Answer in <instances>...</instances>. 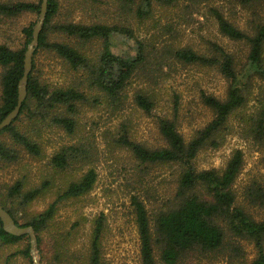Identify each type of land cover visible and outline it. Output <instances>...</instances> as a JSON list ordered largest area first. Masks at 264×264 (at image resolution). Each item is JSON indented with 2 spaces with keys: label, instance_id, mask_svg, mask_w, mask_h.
<instances>
[{
  "label": "trees",
  "instance_id": "16d2710c",
  "mask_svg": "<svg viewBox=\"0 0 264 264\" xmlns=\"http://www.w3.org/2000/svg\"><path fill=\"white\" fill-rule=\"evenodd\" d=\"M96 2L97 0H88ZM178 0H128V12L135 15L138 21L151 18L155 3L172 4ZM197 5L196 0H186ZM199 1V0H198ZM201 1V0H200ZM243 6L256 4L257 0H240ZM264 1V0H261ZM57 0L47 1L46 18L39 34L38 46L34 54L39 51L54 53L74 71H82L83 82L80 85L67 88L50 89L41 83L34 74L35 61L28 76L26 98L22 103L18 116L0 133V161L10 163L19 158L18 148L33 157H41V147L37 141L24 129L25 121L33 122L50 119L51 124L61 128L68 136L75 134L79 127V109L84 105L93 108L100 105L101 93L107 101V106L115 113L122 104L123 93L130 80L143 69L147 61L148 47L144 41L134 35L129 26L102 23L73 24L64 23L51 26V20L58 13ZM215 17L220 33L235 42H244L249 50L246 63L252 69L251 77L264 78V20L253 23L251 31L239 30L215 8H210ZM40 1L0 3V19L17 17L24 13L39 15ZM34 23L22 29L23 44L18 50H12L0 44V122L15 108L18 99V83L23 75L24 53L32 40ZM56 32L73 39L76 45L50 42L48 35ZM122 36L133 40L135 53L132 56H120L112 51V40ZM98 40L101 52L97 61L90 60L82 53L80 44ZM212 55L198 54L189 47L173 49L171 44H164L160 49H154V61L158 63L159 52L162 56L172 52L180 62L189 65L216 67L227 82L224 99L212 95H201L202 104L212 113L211 120L194 136L186 141L177 129L176 118L158 119V130L164 140V146L150 149L137 143L130 137L128 120L121 121L114 132H107V146L112 149H123L130 153L138 174L131 177L139 178L135 185H130L135 193L130 197V204L134 212V220L139 240L141 264H180L198 258L199 256L224 255L227 252L229 262L244 259V249L241 242L253 245L255 258L250 264H264V220L256 221L249 208L243 204L247 201L253 208L264 205V180L253 182L247 189L245 199L238 200L235 185L244 166V153L235 150L223 168L199 170L195 160L202 151L220 148L226 136L232 132L230 121H241L242 135L250 138L252 147H262L264 144V97L258 99V105L253 111L246 113L248 94L250 93V76L244 77L238 70V64L223 48L213 43ZM150 64V63H149ZM148 64V65H149ZM158 65V64H157ZM152 79H156L151 75ZM85 90L92 93L88 94ZM264 93V90H261ZM103 93V94H102ZM88 94V95H87ZM135 104L147 115L154 109L153 97L150 95H136ZM37 124L36 122H34ZM7 138V140H4ZM96 156L93 142L86 145L78 143L63 147L51 157V167L55 171L71 170L73 164H89ZM264 165V151L260 157ZM171 171L172 180L166 192L169 196L161 202L157 212H150L145 204L144 195L151 188L144 183V177L156 168ZM97 172L88 168L75 179L65 183V187L58 190L56 199L41 213L28 216L24 223L17 221L12 205L23 209L41 196L47 184L24 190L22 181H16L7 191L0 190V205L20 227L31 226L36 234L38 250L43 258L42 233L48 228L61 201L79 199L93 190L97 182ZM144 176V177H143ZM143 179V182H142ZM144 185V186H143ZM149 190V191H148ZM16 197V201H12ZM151 195L147 200L153 199ZM104 216L93 220L92 231L87 251V264L103 263L102 231ZM25 241L22 248L12 255H20L28 264H32L29 255L28 236L16 237L2 229L0 222V247L14 245ZM67 244V238L64 240ZM64 244V247H65ZM61 247H63L61 245ZM55 257L61 255L60 249L55 248ZM10 259V256H9Z\"/></svg>",
  "mask_w": 264,
  "mask_h": 264
},
{
  "label": "rangeland",
  "instance_id": "374dc122",
  "mask_svg": "<svg viewBox=\"0 0 264 264\" xmlns=\"http://www.w3.org/2000/svg\"><path fill=\"white\" fill-rule=\"evenodd\" d=\"M39 1L41 4V0H0V3ZM134 1L136 5V0ZM57 2L59 10L51 20V26L64 23L129 26L136 38L147 44V61L143 69L130 80L123 93L119 110L112 113L105 103L107 99L101 93L98 94L100 105L95 108L84 105L79 109V127L72 136L51 124L50 119L40 121V118H37L33 122L25 121L24 129L38 142L42 155L33 157L17 147L19 158L16 161L10 163L0 161V190L7 193L16 181L24 183V190L47 184L43 194L33 200L27 208L10 204L14 207L18 223L22 224L28 216L43 212L56 199L58 190L65 187L66 182L77 178L88 168H94L98 176L92 191L79 199L58 203L54 218L41 235L44 245L40 264H87L93 220L100 215L104 216L103 263L141 264L134 212L130 204V197L135 191L133 192L129 186L135 185V189H138L139 178L131 175L138 174L139 171L129 152L118 148L109 150L107 146L109 137L105 134L114 132L121 121L126 119L129 121L132 140L150 149L158 148L165 144L158 130V119L168 117L176 118L178 132L189 141L196 131L203 128L212 118L210 110L201 102V95L204 93L224 99L227 82L216 67L185 64L178 61L172 52L163 55L161 61L160 51L157 63L154 61V49L158 50L168 43L173 49L189 47L198 54L210 57L212 51L209 49L214 43L234 57L241 75L250 76L252 69L246 63L248 46L244 42H235L222 35L210 8L215 7L239 30L249 32L253 23L264 20V1L257 0L256 4L248 6H243L240 0H196L197 5H192L186 0H178L169 5L155 3L151 18L144 21H138L135 15L126 10L130 4L128 0L96 2L57 0ZM38 16L24 13L13 18L2 17L0 44L12 50L20 49L23 44L22 29L30 23L35 24ZM48 39L50 42L73 45L77 42L53 31L49 33ZM80 48L83 54L95 62L101 52V43L98 40L82 43ZM135 48L133 40L122 36H116L112 40V51L117 55L132 56ZM33 61L35 76L50 89L80 85L84 81L82 71L72 70L52 52L39 51L33 54ZM1 70L0 68V73ZM151 75L156 79H152ZM251 78L248 84L250 93L247 114L258 105V99L264 97V93L261 92L264 90V78L257 76ZM1 89L0 79V95ZM85 92L92 93L87 90ZM138 94L153 97L154 109L151 114L147 115L135 104V97ZM230 125L233 130L226 136L224 144L218 149L202 151L195 160V166L199 170L223 168L235 150L243 151L244 166L235 185L238 200L242 202L253 182L264 180V165L260 158L264 146L252 147V140L246 139V136L240 133L243 125L241 121H230ZM89 141L93 142L96 151V156L91 158L89 164L80 166L73 164L76 168L62 171H55L51 167L50 160L55 152L73 144L86 145ZM171 180V171L162 167L150 171V174L148 172L144 177V183L151 188L143 197L150 212H157L161 202L169 196L166 192ZM151 195L154 198L147 200ZM12 201L15 202L16 197H12ZM243 204L249 208L256 221L264 220V205L261 208H253L247 201ZM66 238L67 244L64 243ZM25 244L23 241L19 244L1 246L0 264H28L20 255H12ZM241 244L245 251L243 260L229 262L225 252L224 255H201L197 259L190 258L180 264H250L255 258L254 247L246 242ZM55 248L61 251L59 257H55Z\"/></svg>",
  "mask_w": 264,
  "mask_h": 264
},
{
  "label": "water",
  "instance_id": "95a60500",
  "mask_svg": "<svg viewBox=\"0 0 264 264\" xmlns=\"http://www.w3.org/2000/svg\"><path fill=\"white\" fill-rule=\"evenodd\" d=\"M47 1L48 0H41L38 20L35 23L32 31V40L28 44L26 51L24 53L23 75L18 83L17 104L15 108L12 110V112H10L0 122V133L4 128L8 127L12 123V121L18 116L22 103L26 98V86H27L28 76L32 70L33 54L38 46L39 34L46 18ZM0 222L2 225V229L4 230V232L8 234L16 237L28 236L29 255L31 257L32 264H40V254L38 250V243L34 229L31 226L20 227L19 225H17L13 220V218L10 216V214L6 210H4L1 205H0Z\"/></svg>",
  "mask_w": 264,
  "mask_h": 264
}]
</instances>
